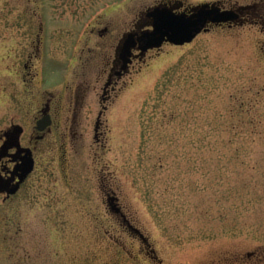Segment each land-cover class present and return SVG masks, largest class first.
Here are the masks:
<instances>
[{"label":"rangeland","instance_id":"rangeland-1","mask_svg":"<svg viewBox=\"0 0 264 264\" xmlns=\"http://www.w3.org/2000/svg\"><path fill=\"white\" fill-rule=\"evenodd\" d=\"M178 1L255 0H0V148L21 131L35 162L0 193V264H264V25L134 50L102 100L126 34Z\"/></svg>","mask_w":264,"mask_h":264},{"label":"water","instance_id":"water-1","mask_svg":"<svg viewBox=\"0 0 264 264\" xmlns=\"http://www.w3.org/2000/svg\"><path fill=\"white\" fill-rule=\"evenodd\" d=\"M146 16L152 19V30L144 32L140 36L133 33L126 34L119 48L118 59L123 63V71H126L128 65L131 63L133 49L137 48L141 54H145L148 50L160 48L164 43L183 46L191 43L209 22L220 24L237 19V15L232 11H221L214 8L209 10L207 6H202L196 15L189 18L184 15H177L165 8H154ZM50 125L51 119L49 116H46L36 123V130L42 132ZM20 132L16 131L10 136L11 143H13L11 148L15 147L17 154H23V156L19 164L15 166L18 182L12 187L8 185L5 188L8 195H13L17 192L20 184L25 181L34 167L31 150L21 148L18 142ZM6 149L7 142L1 147L2 151Z\"/></svg>","mask_w":264,"mask_h":264},{"label":"flooded vegetation","instance_id":"flooded-vegetation-1","mask_svg":"<svg viewBox=\"0 0 264 264\" xmlns=\"http://www.w3.org/2000/svg\"><path fill=\"white\" fill-rule=\"evenodd\" d=\"M202 6H207V8L209 10L214 8V9H219L221 11H226V10L232 11L237 15V19L234 22L220 23V24H212L209 22L205 26V28L202 30V32L196 36V38L199 35L205 34L208 31H210L211 28L224 27V26L230 27L233 24L242 23V20H246V18H248V17H249L248 21L250 23H252V24L253 23L259 24L260 23V24L264 25V1L263 0H255V1H252L250 4H246V5H239L236 2L234 4V6H231V5L226 6L219 1H216V2L215 1H200L197 4H190V3H186L185 1L184 2L178 1V2H174V3H164V4L160 3V4L156 5L155 7H153V9L154 8H165V9L172 11L173 13H175L177 15H184L187 18H189V17L196 15ZM144 17H145L144 18L145 22L140 23L139 25L135 26V28L130 32L140 36L144 32L151 31L152 19L148 18L146 15ZM117 61H119L117 63L118 67L115 68L114 71L112 70V73L110 71V74L108 76L109 77L108 83L106 84V86L104 87V90H103L102 100H106V94H107L106 92L108 90V87L112 84L113 78L114 77L115 78L120 77L123 73V70H122L123 63L118 59H117ZM36 134H39V133L36 132ZM41 138H42V135H37V137H36V139H41ZM11 146H13V143H10L7 146V149L5 150L6 152L2 153V155H6L8 161L12 164V168L9 169L8 167H5L6 165L4 163L2 165H0V168H1L0 169V171H1L0 172V191H4V192L6 191L5 188L8 185H10L12 187L16 184L18 178H17V174L15 172V166L19 164L20 159L23 156V154L16 155L15 153H13L12 156H8V152L10 151L9 148H11ZM24 182L20 185L19 189L24 185ZM16 193L13 195H8L7 193H3V195H4V198L6 200H10L16 196ZM107 201H108V204L110 207L109 213H112L113 216L118 218L122 222V224L124 225V228L127 227V229L130 232H132L134 235L135 234L137 235L138 231L136 229H134L131 225H128L130 223V221L128 220V216L126 215V213L118 208V201H113V199H110V198H107Z\"/></svg>","mask_w":264,"mask_h":264}]
</instances>
